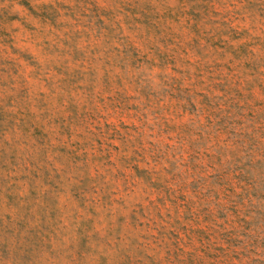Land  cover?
I'll return each instance as SVG.
<instances>
[{
	"label": "rangeland",
	"instance_id": "obj_1",
	"mask_svg": "<svg viewBox=\"0 0 264 264\" xmlns=\"http://www.w3.org/2000/svg\"><path fill=\"white\" fill-rule=\"evenodd\" d=\"M0 264H264V0H0Z\"/></svg>",
	"mask_w": 264,
	"mask_h": 264
}]
</instances>
